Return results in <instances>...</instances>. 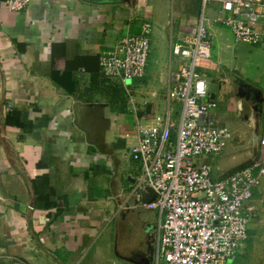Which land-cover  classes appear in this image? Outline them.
<instances>
[{
    "label": "crops",
    "instance_id": "1",
    "mask_svg": "<svg viewBox=\"0 0 264 264\" xmlns=\"http://www.w3.org/2000/svg\"><path fill=\"white\" fill-rule=\"evenodd\" d=\"M201 2L169 15L168 0H31L20 12L0 0V264H163L159 213L134 192L130 149L137 123L167 113L171 41L191 35ZM139 19L152 21L155 67L130 82L103 76L101 55ZM207 25L206 118L233 139L197 163L223 178L264 158V42ZM249 205L248 238L228 264H264V177Z\"/></svg>",
    "mask_w": 264,
    "mask_h": 264
},
{
    "label": "built area",
    "instance_id": "2",
    "mask_svg": "<svg viewBox=\"0 0 264 264\" xmlns=\"http://www.w3.org/2000/svg\"><path fill=\"white\" fill-rule=\"evenodd\" d=\"M31 0H7L9 11L24 10ZM201 17L191 35L171 41V55L180 68L169 80L166 115L149 127L136 125L138 140L130 156L140 175L134 192L151 195L144 204L159 213L152 235L157 262L163 264H228L248 238L253 193L264 177V158L231 175L216 178L201 157H218L233 139L227 128L208 121L214 108L200 70L211 58L208 23L225 27L237 43L259 46L264 32V0H203ZM139 32H125L100 57L105 77L124 82L146 76L151 26L139 19ZM178 107V108H177ZM207 119V120H205ZM264 145V141H262ZM151 190V193L148 190Z\"/></svg>",
    "mask_w": 264,
    "mask_h": 264
},
{
    "label": "rangeland",
    "instance_id": "3",
    "mask_svg": "<svg viewBox=\"0 0 264 264\" xmlns=\"http://www.w3.org/2000/svg\"><path fill=\"white\" fill-rule=\"evenodd\" d=\"M184 2H185V5H187V9L188 10H192V7H193L192 4H193V2L196 4V0H168V3H167L166 8H167V12L169 13V15H171V14L172 15H176V13L178 12V10H180L181 5H183ZM199 7L201 9V11H199L200 12V16H201L202 10L204 8L203 0L201 2V5L199 4ZM158 9H161L160 4H158V7H155L154 8L155 11L158 10ZM146 21L149 24L152 22V21L150 22V20L148 21V19ZM176 22H177V20H176ZM189 22H191V21H189ZM178 24L179 23H177V28L179 26ZM214 25H215V27H218V28H221V29L225 30L226 33L228 34V36L230 37V39H232L233 43H235L232 35L230 34V32H229V30L227 28L222 27V26H219L217 24H214ZM150 26H151V24H150ZM153 28H154V31H156V29H158V27H157V25H155V23H153ZM175 35L177 36V32H175ZM151 36H150V38H151ZM151 43H152V46H151V51H150V56H149V68H148V71H149V69L152 71L153 68L155 67L154 64H152V62H151L152 55H153L152 54V47H153V40L152 39H151ZM154 55H156V53ZM154 55H153V57H154ZM173 68L176 69L175 72L176 71L177 72L179 71V68H180V60L177 57H173Z\"/></svg>",
    "mask_w": 264,
    "mask_h": 264
},
{
    "label": "water",
    "instance_id": "4",
    "mask_svg": "<svg viewBox=\"0 0 264 264\" xmlns=\"http://www.w3.org/2000/svg\"><path fill=\"white\" fill-rule=\"evenodd\" d=\"M129 82H130V81H129ZM148 192L151 193V190L149 189Z\"/></svg>",
    "mask_w": 264,
    "mask_h": 264
}]
</instances>
